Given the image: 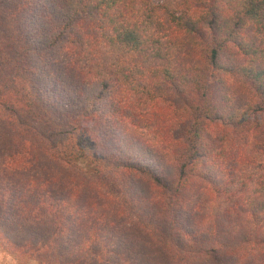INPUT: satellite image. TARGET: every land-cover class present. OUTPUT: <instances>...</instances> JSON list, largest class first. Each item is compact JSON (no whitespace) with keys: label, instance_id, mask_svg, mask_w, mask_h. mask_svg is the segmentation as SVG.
Returning <instances> with one entry per match:
<instances>
[{"label":"trees","instance_id":"16d2710c","mask_svg":"<svg viewBox=\"0 0 264 264\" xmlns=\"http://www.w3.org/2000/svg\"><path fill=\"white\" fill-rule=\"evenodd\" d=\"M0 237L264 264V0H0Z\"/></svg>","mask_w":264,"mask_h":264},{"label":"rangeland","instance_id":"374dc122","mask_svg":"<svg viewBox=\"0 0 264 264\" xmlns=\"http://www.w3.org/2000/svg\"><path fill=\"white\" fill-rule=\"evenodd\" d=\"M108 257L113 264L116 263L115 261L117 260V257L113 255H109ZM120 263L122 262L120 261ZM0 264H41V260H39L37 257L23 255L19 252H12L11 248L5 244V241L1 240L0 237Z\"/></svg>","mask_w":264,"mask_h":264}]
</instances>
